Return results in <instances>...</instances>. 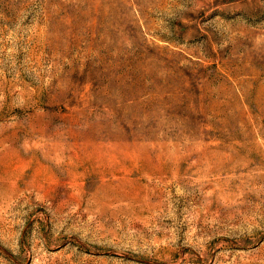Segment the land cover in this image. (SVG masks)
<instances>
[{"label": "rangeland", "instance_id": "1", "mask_svg": "<svg viewBox=\"0 0 264 264\" xmlns=\"http://www.w3.org/2000/svg\"><path fill=\"white\" fill-rule=\"evenodd\" d=\"M0 264H264V0H0Z\"/></svg>", "mask_w": 264, "mask_h": 264}]
</instances>
